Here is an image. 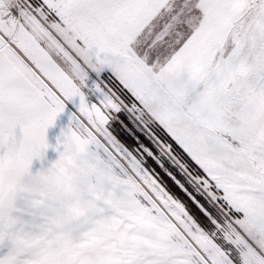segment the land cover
<instances>
[{
    "label": "snow or ice",
    "instance_id": "snow-or-ice-1",
    "mask_svg": "<svg viewBox=\"0 0 264 264\" xmlns=\"http://www.w3.org/2000/svg\"><path fill=\"white\" fill-rule=\"evenodd\" d=\"M69 103L58 159L33 177ZM72 150L114 162L160 231L73 228L66 247L28 230L27 196ZM241 255L264 264V0H0V264Z\"/></svg>",
    "mask_w": 264,
    "mask_h": 264
},
{
    "label": "rangeland",
    "instance_id": "rangeland-1",
    "mask_svg": "<svg viewBox=\"0 0 264 264\" xmlns=\"http://www.w3.org/2000/svg\"><path fill=\"white\" fill-rule=\"evenodd\" d=\"M107 74V73H106ZM76 109L71 103L68 110L58 116L55 124L47 131L48 142L52 147L44 154V168L40 160H34L30 170L33 177L48 174L58 159L55 151L57 137L62 129L69 126V113ZM22 135L17 129V138ZM126 179L114 162L103 156H85L72 150L64 165L48 175L36 217H21L27 222L28 230L47 239L57 240L70 247L74 243L71 229L81 233L89 230L103 237L120 238L121 232L129 235L141 230L160 231V226L149 213L142 211L137 193L130 191L121 183ZM227 238L234 236L232 230L225 229ZM246 253V249L243 250ZM241 264H245L241 255Z\"/></svg>",
    "mask_w": 264,
    "mask_h": 264
}]
</instances>
